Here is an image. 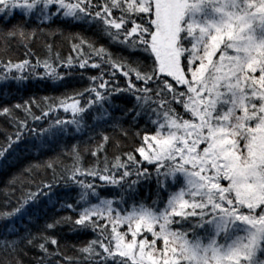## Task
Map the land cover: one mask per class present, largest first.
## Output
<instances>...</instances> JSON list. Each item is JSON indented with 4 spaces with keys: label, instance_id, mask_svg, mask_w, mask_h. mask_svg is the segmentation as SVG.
<instances>
[{
    "label": "snow or ice",
    "instance_id": "snow-or-ice-1",
    "mask_svg": "<svg viewBox=\"0 0 264 264\" xmlns=\"http://www.w3.org/2000/svg\"><path fill=\"white\" fill-rule=\"evenodd\" d=\"M16 10L41 25L53 18L88 25L128 55L97 47L81 34L67 37L75 56L61 60L57 53L59 66L69 74L77 68L99 74L88 76L90 86L72 94L0 106V117L14 128L0 142V160L16 157L27 136L44 144L67 134L69 126L82 131L93 109L101 111V119H112L105 105L117 95L132 97L135 105L126 114L147 117L152 127L142 138L137 131L138 146L111 161L106 155L111 137L101 131L99 143L85 149L95 158L94 167H83L74 144L64 152L71 166L59 173L57 161L49 160L14 174L5 186L0 221H11L6 230L17 235L15 222L31 220L30 207L41 197L51 203L58 182L80 191L75 203L60 202L58 211L72 214L46 221L38 235L26 227L18 239L0 241V264H20L21 245L38 248V264H264V0H0L5 23ZM37 32L44 34L45 28L0 29V52L13 40H35ZM46 48L51 57L52 45ZM40 67L41 78L65 79L50 58L35 64L0 59V81L22 82ZM61 110L72 118L61 119ZM44 121L47 127L41 126ZM111 126L128 137L119 120ZM41 167L52 171V180L35 184L33 173ZM153 175L157 200L151 205L121 208L127 203L123 197L117 202L99 191L125 184L132 190ZM64 226L95 233L75 248L79 260L61 252L52 234Z\"/></svg>",
    "mask_w": 264,
    "mask_h": 264
},
{
    "label": "trees",
    "instance_id": "trees-1",
    "mask_svg": "<svg viewBox=\"0 0 264 264\" xmlns=\"http://www.w3.org/2000/svg\"><path fill=\"white\" fill-rule=\"evenodd\" d=\"M16 15L8 22L0 19V29L7 30L14 25H25L26 30H32L38 27H44L45 33L40 34L37 32V38L32 41L22 42L19 40H13L9 46L7 52H0V59L7 62L11 59L13 62H17L23 59H29L32 64L36 63L37 58L41 60L49 59L54 66H57L58 72L65 79L61 81H53L49 78H41L44 76L43 67L37 68L34 74H28L27 79L22 82L16 81H0V106H9L16 103L23 104L25 101L32 98L37 101L42 100L44 97H62L65 94H72L75 91L83 90L90 86L88 76L98 75V70L89 69L86 72L82 70L74 69L71 74L64 67L59 66L60 62L56 60V54L58 53L61 60H66L69 55L75 56V53L71 50V42L67 39L69 36L81 34L86 37H90L95 40L96 46L104 45L109 48L110 51L118 54L128 55L127 51L122 50L121 46L110 44L108 39L98 32L94 28H90L88 25H82L78 23H64L62 20H56L55 22H46L44 25L40 24V21L35 17L25 18L19 14V10H16ZM48 33H51L49 35ZM27 43L26 48L24 44ZM52 45L51 57L47 51L46 45ZM26 53H30L26 55ZM140 58H143V54H140ZM150 65L151 61H147ZM121 87H125V81L123 78L120 80ZM88 99L87 94L84 96L82 103L86 104ZM135 105V100L127 95H117L113 97L111 106L105 105L109 108L112 119H101V111L93 109L89 111L85 116V127L82 131L77 132L73 126H69L67 134H62L58 138L48 140L47 143L41 144L39 141L34 140L31 136H27L24 143L21 145L22 151L18 152L16 157H9L7 160H0V208H3L5 204V186L7 181L14 175L21 171L23 167L29 163L44 164L49 160H56L57 172L59 173L63 167L71 166L72 160L70 157L65 156V151H70L74 144H79L80 152L83 158V167H94L95 158L90 155V152H86L85 149H92L97 143H99L100 132L103 131L111 137V142L107 145V157L111 161L115 155L122 154L124 152L132 151L138 146V142L135 137V133L139 131L141 138L145 129L151 130V125L147 123V117H142L138 120L133 119L131 114H126ZM36 111V109H33ZM183 111V109H180ZM37 114L39 112L37 111ZM17 116L22 117V112H17ZM61 119H71V114L58 113ZM114 120H119L120 124L128 130V137L124 138L118 129L114 130L111 126ZM42 127H47L48 122L44 121L41 124ZM14 131L11 121L6 117H0V142H3L6 134ZM117 141H119V148H117ZM138 155V153H137ZM105 153H100V160L103 162ZM103 167V163L100 165ZM33 179L35 184H39L41 181H51L52 171L46 170L41 167L34 171ZM136 179L135 175L129 178L131 180ZM91 180V178H89ZM94 183H101L98 180ZM34 189V185H32ZM80 189L76 186L65 187L62 181L58 182L53 189L51 197L52 202H49L48 197H41L40 202L30 207L31 220L26 216L22 221L17 220L15 222L18 235H24V229L27 227L34 235H38L43 232V225L46 221L60 215H70L67 210L58 211L60 202L63 200H69V202L75 203V200L79 194ZM102 196L107 199H112L119 202L121 197L126 204H120L121 208H131L133 203H145L151 205L154 200H157V185L155 182V176L151 180L140 179L139 183L134 186L132 190L128 189V185L125 184L121 189L116 186H106L100 188ZM118 193V194H117ZM20 192L17 190L15 196L18 197ZM165 194V199H166ZM13 206L15 205V197L12 198ZM11 221H0V241L15 240L18 239V235L10 233L6 230V225ZM60 241V250L66 255L73 257L74 260H79L81 257L75 251V248L83 246L89 240L95 238V233L90 230L87 232H72L69 227L64 226L58 229L55 233ZM39 243V241H37ZM22 251L19 254L20 264H38L41 253L37 247H24L21 245ZM2 256V254H0ZM15 264V260L13 261Z\"/></svg>",
    "mask_w": 264,
    "mask_h": 264
},
{
    "label": "rangeland",
    "instance_id": "rangeland-1",
    "mask_svg": "<svg viewBox=\"0 0 264 264\" xmlns=\"http://www.w3.org/2000/svg\"><path fill=\"white\" fill-rule=\"evenodd\" d=\"M62 111V110H61ZM63 112V111H62ZM64 113V112H63ZM68 114H71V113H68Z\"/></svg>",
    "mask_w": 264,
    "mask_h": 264
}]
</instances>
